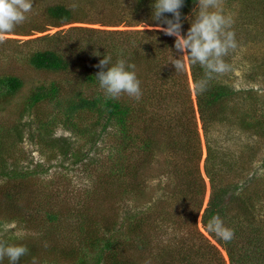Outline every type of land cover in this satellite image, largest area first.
Returning <instances> with one entry per match:
<instances>
[{"label":"trees","instance_id":"1","mask_svg":"<svg viewBox=\"0 0 264 264\" xmlns=\"http://www.w3.org/2000/svg\"><path fill=\"white\" fill-rule=\"evenodd\" d=\"M106 2L110 9L103 13L107 18L104 20L111 25L124 21L131 23L130 25L132 22L143 25L157 23L150 19L151 0ZM262 3L264 6V0ZM194 6L195 0H184L180 8L182 23L185 15L190 16ZM84 10V7L63 2L43 4L38 11L26 14V19L13 32L31 34L29 32H43L48 27L83 22L86 20ZM261 10L264 11V7ZM129 14L132 19H138L126 21ZM25 27L29 28L25 30ZM186 27L182 25V31ZM139 32L141 36L136 38L127 30L74 26L23 41L47 42L46 45L28 50L27 55L22 58L29 68L49 75L48 78L43 77L34 82L21 102L22 114H46L43 118L34 116L37 132H31V136L35 135V143L47 146L62 157L70 156L73 161L86 157L87 151L83 148L73 150L72 144L75 141L70 138L74 136L80 140L98 141L100 136L101 142L105 144L103 149L107 150L100 161L101 172L105 176L102 185L113 184L121 188V192L117 189L119 194L115 197L119 200L129 195L132 189L127 186L139 176L142 177L138 183L143 187V178L157 169L154 161L157 162L166 153L172 161H168L165 167L168 179L155 184V189L162 193L155 195L153 190H148V198L134 197L138 201L144 199L149 209L159 208L164 213V216H159L164 222V230L172 234L168 238L169 244L161 240L152 245L148 252L155 256L159 252L170 251L173 257L168 258L166 254L158 261L150 260L149 264H201V255L208 260L207 264L209 260L221 263L224 260L220 249L225 251L229 264H264V157L257 160L261 163L256 166V150L248 142L238 144L230 154L218 152L210 137L213 126L233 115L242 130L263 135V93L259 94L253 88L234 89L221 80L220 73H214L206 88L198 92L194 88V82L205 77V69L199 64H188L195 95L194 107L185 69L177 71L169 62L173 52L177 51L172 47L174 37L156 28L141 29ZM93 50L111 55L113 60L123 57L135 65L141 81L139 99L127 94H121L117 98L104 95L94 76L100 57L94 55ZM227 55L224 56V61ZM259 66L263 70L261 84L264 87V64ZM24 86V78L17 74H0L1 99L9 100L17 91L21 92ZM178 86H181L179 91L183 92L179 98V91H176ZM244 104L248 106L245 107ZM45 106L49 107L46 112ZM171 107L175 109L170 111ZM81 114H88L93 119L80 123ZM197 120L202 135L206 138V154L202 166ZM54 122L61 123L63 129L70 133L69 136H54L48 129ZM4 137L5 133L0 131V175L8 178L0 184V191L4 192L7 199L18 191L29 189L32 184L24 180L13 182L11 178L19 177L23 171H16L15 168L4 170L3 165L8 156V150L4 149ZM21 139L22 134H18V142ZM189 149L192 152L180 164L182 180L174 179L175 165H179L180 161L175 160L173 154L178 150ZM205 178L209 184V195L203 206ZM11 188L14 192L10 191ZM139 193H144L142 188ZM39 195L42 193L39 192ZM41 198L50 200L47 194ZM47 209L42 208L46 222L52 226L53 231L56 225H62L65 218L58 211ZM213 215H219L233 229L231 240L223 241L206 229V222ZM121 223V220L118 223L115 215L113 219L109 216L103 220L102 224L85 218L77 224L81 239L78 244L73 243L69 249L62 248L59 252L53 244L47 252L39 250L35 245L23 244L28 251L20 257L18 263L25 258H34L36 254L37 257L42 255L49 258V252L57 256L54 263L48 264H86L87 261H91V264H133L130 251L127 252V248L122 247L125 240L118 234H111ZM69 226L68 229L72 232L74 225ZM151 227L148 223V228ZM176 237L181 239L177 238L180 244L175 249L172 247V240H176ZM189 239L196 249L189 244L184 252L183 244ZM3 243L10 244L8 241ZM130 244L136 246L132 239ZM140 244L144 242L140 241ZM136 247H139L136 250H140L144 245ZM172 250L178 251L176 253ZM65 258L68 259L66 262L57 263ZM1 263H4L2 258Z\"/></svg>","mask_w":264,"mask_h":264},{"label":"rangeland","instance_id":"2","mask_svg":"<svg viewBox=\"0 0 264 264\" xmlns=\"http://www.w3.org/2000/svg\"><path fill=\"white\" fill-rule=\"evenodd\" d=\"M106 1L32 0V9L27 13L28 15L38 11V9L43 7V4L63 2L84 7L86 20L65 24L60 27H48L43 32L33 31L29 32L31 34H20L16 31H11L0 35V40H4V42L0 41V74L7 72L13 73L23 77L25 80V86L21 92L18 93L17 91L9 100L0 98V131L5 133L3 139L4 149L8 150V156L6 157L3 168L4 170H7V168H15L16 171H23L19 177L11 178L13 182L14 180H18L19 182L24 180L28 184H32L29 189H24L22 192L18 191V193H15L7 199L4 196L5 194H3L4 192L0 191V242L8 241L10 244L35 245L39 250H44V252L49 251V246L53 244L57 247V252H59L62 248L64 250L69 249L71 244H78L77 242L81 240L77 227L80 221L87 218L88 221H98L102 224L103 220H106L109 216L113 219L115 215L118 223H120V220L122 223L111 234H118L121 239L125 240L122 247H126L127 252L130 251V259L134 260L133 264H149L150 260L158 261L160 257H165L166 254H168V258L173 257L170 251L159 252L155 256H153L154 253L150 254L148 252L152 248V245H156L161 240H165L168 243V238L172 234L165 232L162 224L163 220H160L159 217L160 215L164 216V213L160 212L159 208L149 209L148 203L144 199L138 201L134 197L138 198L140 196L141 198H148V190H153V194L155 195L162 193L155 189V184L168 179V173H166L165 167L166 163L171 160L166 153H163L157 162L154 161L157 169L143 178V187L138 183L142 177L139 176L127 186L132 189L128 193L129 195H126L125 199L121 198L119 200L115 197H118L121 188H117L113 184L109 186L102 185L105 176L101 172L100 161L107 153V150L103 149L105 144L101 142L100 136L98 141L80 140L74 136L70 138L73 142L75 141L72 144L73 150L83 148L87 151L86 157L78 161H73L70 156L62 157L47 146L35 143V135L31 136V132H37V123L33 121L34 116L35 118H43L46 114L30 115L25 112L23 114L21 113L23 106L21 102L24 101L31 85L43 77H49L45 72L35 71L29 68L28 64L22 59L27 55L28 50L38 45H46L47 42L36 40L24 43L23 41L33 40L46 33H52L59 29L65 30L74 26L100 30H127L128 33L134 31L135 33H131L136 38L141 36V32H139L141 29L151 28L150 25H143V23H133L132 21H135L138 17L132 19L131 14L127 15L125 20L132 22V25L125 21L118 25H111V23L104 20L107 18L103 13H106L110 9ZM217 3L225 13L231 14L233 18L231 28L235 33L236 40L235 48L229 50L228 55L226 54L227 56L224 62L227 67L225 71L220 73L221 80L228 83L234 89L253 88L259 94L263 93L264 99V87L261 84L263 70L261 71L259 66L262 63L264 64V60H262L264 57V29L261 30V28H264V11L261 10L264 7L262 0H217ZM125 10L127 11V9ZM182 25L188 27V20H185ZM28 28L25 27V30ZM137 31L139 33H136ZM172 55H178V52H173ZM169 60H172V56ZM184 69L187 73L188 89L193 106L195 107V95L187 62H185ZM179 90H181V86L176 88V91ZM177 95L179 98L183 95V92L179 91ZM167 101L169 100L167 99ZM247 101L250 102L251 100ZM169 103L172 104V101ZM244 106L247 107L248 105L244 104ZM174 109V107H171L170 111ZM48 110L49 107L45 106L44 112ZM262 110L264 112V104H262ZM234 117L235 115L229 117L223 123L216 124L212 127V131L210 132L211 143L217 147L218 152L230 154L237 148L238 144L248 142L252 144L253 150H256V166L260 165L261 161L257 162V160L264 157V134L258 135L250 130H242L240 124ZM80 119V123H87L93 117L88 114H81ZM139 125L140 127L142 126L141 123ZM197 126L201 139L202 157L200 164L202 166L206 154L204 146L206 138L202 135L198 120ZM48 129H50L54 136H69L70 134L63 129L59 122H54L48 126ZM18 134H22L20 142H18ZM191 152V149L188 151L178 150L176 154H173L174 159L180 161L179 165H175L176 171L173 174L174 179H181L180 164L183 163L182 160L190 155ZM166 156L167 159H164ZM71 161L74 163H71ZM27 171L30 173L25 174ZM6 179L8 178L0 175V184ZM122 187L124 186L122 185ZM141 188L144 193L140 195ZM10 191L14 192V189L11 188ZM31 191L33 193H30ZM39 192L42 195H39ZM46 194L50 200L41 198ZM208 195L209 184L206 179L203 206L207 202ZM42 208L58 211L65 218L61 222L62 225L59 223L52 231V226H49V223L46 222ZM148 223L152 225L151 228H148ZM69 224L74 225L72 232L68 229ZM51 231L52 233L49 234ZM177 238L181 239L180 237H176V240H172L174 242L172 247L175 249L180 244ZM130 239L133 240V244L136 246L144 245V247L136 250L139 247L132 246ZM210 239L215 243L212 238ZM140 241H143L144 244H140ZM190 242L191 239L184 242V252L187 250L189 244L196 249ZM220 250L224 261L217 263L209 260L208 264H229L225 251ZM172 251L177 253L178 250ZM48 254L49 258L42 255L37 257L36 254L34 258H25L19 261V263L17 261L16 264L54 263L57 255L50 254L49 252ZM30 256L32 257V255ZM2 259L4 263L1 264H8L7 257H3ZM205 259L201 255L199 258L201 264H207L208 260ZM67 260L65 258L57 263H64ZM86 264H91V261H87Z\"/></svg>","mask_w":264,"mask_h":264},{"label":"clouds","instance_id":"3","mask_svg":"<svg viewBox=\"0 0 264 264\" xmlns=\"http://www.w3.org/2000/svg\"><path fill=\"white\" fill-rule=\"evenodd\" d=\"M183 3L184 0H151L150 19L157 23L150 26L174 37L172 47L178 55H172L169 62L175 66V70L183 71L185 62L199 64L205 69V77L194 82V88L200 92L206 88L214 73H221L227 67L223 58L236 46L235 33L231 28L233 18L223 11L217 0H195L191 18L184 16L188 20V27L182 31L180 8ZM31 9L32 0H0V35L13 31L26 19ZM168 13L170 15H166ZM93 54L100 57L94 76L106 97L117 98L127 94L139 99L141 81L132 62L123 57L113 60L111 55L96 50H93ZM205 227L223 241L233 238V229L219 215L211 216ZM27 251L23 244L0 242V258L7 257L8 264H16Z\"/></svg>","mask_w":264,"mask_h":264}]
</instances>
